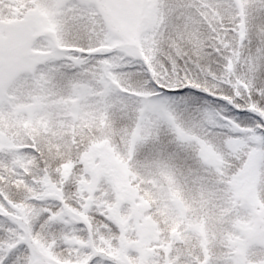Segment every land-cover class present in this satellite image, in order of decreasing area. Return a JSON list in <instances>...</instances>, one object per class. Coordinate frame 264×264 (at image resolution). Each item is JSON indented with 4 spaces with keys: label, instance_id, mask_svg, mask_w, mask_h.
<instances>
[{
    "label": "snow or ice",
    "instance_id": "obj_1",
    "mask_svg": "<svg viewBox=\"0 0 264 264\" xmlns=\"http://www.w3.org/2000/svg\"><path fill=\"white\" fill-rule=\"evenodd\" d=\"M0 264H264V0H0Z\"/></svg>",
    "mask_w": 264,
    "mask_h": 264
}]
</instances>
